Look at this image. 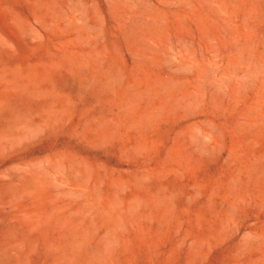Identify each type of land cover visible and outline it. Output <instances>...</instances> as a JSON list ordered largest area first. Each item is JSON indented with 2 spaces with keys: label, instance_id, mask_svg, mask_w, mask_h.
<instances>
[{
  "label": "rangeland",
  "instance_id": "obj_1",
  "mask_svg": "<svg viewBox=\"0 0 264 264\" xmlns=\"http://www.w3.org/2000/svg\"><path fill=\"white\" fill-rule=\"evenodd\" d=\"M0 264H264V0H0Z\"/></svg>",
  "mask_w": 264,
  "mask_h": 264
}]
</instances>
